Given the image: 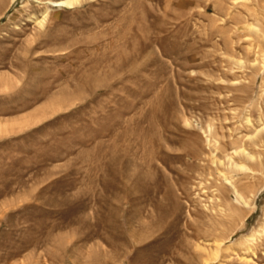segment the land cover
Returning <instances> with one entry per match:
<instances>
[{"label": "rangeland", "instance_id": "rangeland-1", "mask_svg": "<svg viewBox=\"0 0 264 264\" xmlns=\"http://www.w3.org/2000/svg\"><path fill=\"white\" fill-rule=\"evenodd\" d=\"M54 1L0 0V264H264V0Z\"/></svg>", "mask_w": 264, "mask_h": 264}, {"label": "bare ground", "instance_id": "bare-ground-1", "mask_svg": "<svg viewBox=\"0 0 264 264\" xmlns=\"http://www.w3.org/2000/svg\"><path fill=\"white\" fill-rule=\"evenodd\" d=\"M78 0H57V1H54L53 3H52V5H54V6H60V5H70V4H72V3H74V2H77ZM218 247L219 246H217L216 247V250L218 249ZM216 251L214 250V253H215Z\"/></svg>", "mask_w": 264, "mask_h": 264}]
</instances>
